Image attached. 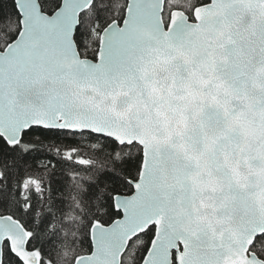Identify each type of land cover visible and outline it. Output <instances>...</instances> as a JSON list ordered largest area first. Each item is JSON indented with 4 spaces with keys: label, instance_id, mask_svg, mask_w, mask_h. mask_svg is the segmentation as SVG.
Segmentation results:
<instances>
[{
    "label": "snow or ice",
    "instance_id": "snow-or-ice-1",
    "mask_svg": "<svg viewBox=\"0 0 264 264\" xmlns=\"http://www.w3.org/2000/svg\"><path fill=\"white\" fill-rule=\"evenodd\" d=\"M0 264H264V0H0Z\"/></svg>",
    "mask_w": 264,
    "mask_h": 264
}]
</instances>
